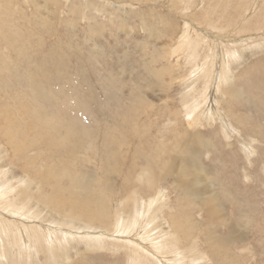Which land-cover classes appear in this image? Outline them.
Returning a JSON list of instances; mask_svg holds the SVG:
<instances>
[{
  "label": "rangeland",
  "instance_id": "obj_1",
  "mask_svg": "<svg viewBox=\"0 0 264 264\" xmlns=\"http://www.w3.org/2000/svg\"><path fill=\"white\" fill-rule=\"evenodd\" d=\"M261 7L264 0H0V131L10 128L0 133V187L11 189L12 210L36 212L18 233L46 238L36 264H54L46 258L59 227L67 235L57 264H131L113 241L145 248L157 264L141 237H170L176 226L196 255L178 264H264ZM195 155L190 175L179 173ZM66 170L63 186L87 183L97 196L86 212L52 217ZM186 183L195 199L183 194ZM6 202L0 220L12 222ZM136 213L154 215L133 227ZM89 219L109 224V233L92 234L113 241L100 242L90 263H67ZM122 223L139 235L115 236ZM5 235L0 225L8 256Z\"/></svg>",
  "mask_w": 264,
  "mask_h": 264
},
{
  "label": "bare ground",
  "instance_id": "obj_2",
  "mask_svg": "<svg viewBox=\"0 0 264 264\" xmlns=\"http://www.w3.org/2000/svg\"><path fill=\"white\" fill-rule=\"evenodd\" d=\"M31 1H33V3H34L36 0H31ZM80 6H81V4L77 7V9L80 10ZM114 9H118V8H115L114 7ZM260 9H261L260 12H263L264 13V8L261 7ZM245 13H247V12L245 11ZM187 31H188V29H187ZM187 31H186V33H187ZM188 36H190V35H188ZM191 43H192V41H191ZM14 51H15V53L21 52L20 48L17 45H14ZM167 55H168V53L166 54V56ZM224 56H223V58H224ZM171 58H172V55H171ZM206 65H207V63H206ZM164 85L165 84H163V86ZM211 86H213V84ZM233 91H234V89H233ZM215 92H216V90H215ZM219 116H222V115L219 114ZM1 131H0V133H2L3 136L6 135L8 137L10 128H8V129L7 128H4V129H1ZM16 148H19V146H17ZM195 157H196V155L193 158H195ZM193 158L191 159V161L193 160ZM190 166H191V162H190V164L188 166H184L183 168H181L180 171H179V173H183V174H186V176H189L190 174L184 173V171L186 172L187 170H189V172H190V168H189ZM192 167L193 166H191V168ZM69 171H71V170H69ZM69 171L66 170V173L63 176H60L57 179V184H60V186L58 188L61 190V193L60 194L63 196V202L64 203L61 201V199H60L61 197L60 196L58 197V200H57V197L54 196V195H52V196H54V198L51 199L53 201L54 208H53V211H50L49 212L50 216H52V217L54 215H56L57 212H58V214L59 213L61 214L62 213L61 208H64L65 211L73 210L74 212H77V211L86 212V210L94 203V199L97 196L96 190L94 188H92L91 185L89 186L87 183H82L80 181L79 182H77V181L73 182V183H78L79 184V186L77 188H69V186L68 187L63 186V185H65L64 184V181H66L67 179H70L71 178V175H70L71 173H69ZM47 176L48 177H53L50 174H48ZM180 187H181V189L183 191V194L186 197L187 196H190V197H192L194 199L196 198V195L191 192L190 183L180 184ZM10 192H11V189L10 188H8V187H0V200L6 198V201H7L6 202V206H4V205L3 206L7 210H9V212H10V215L9 216L12 217L11 219L13 220L12 222L7 221V220H4V223L2 222V227L4 228V231L6 232V235L4 237L9 241L7 244H9V246H10V255L6 256L8 252L6 254L2 253V258H3L4 262H6V263H25V260H27L26 263H34V264L39 263L40 262V260L38 261L39 253L45 254V252H46V249H43V247L45 248V246L41 242V240L44 241V242H46V238L44 236H40V239L41 240H39V239L29 238L28 236H22V235H19L18 234L24 228L27 227V221L25 219H29L36 212L33 209H32L33 211L32 210H29L26 206H18V208L12 210L9 207L11 205V203L8 202V198H7L8 195L10 194ZM85 192H86V194H84ZM157 202H158L157 203V207L160 208V210H161L163 208V206H164L163 205V202H161L160 199ZM38 203L40 205L43 204V202H41V201H38ZM146 211L147 210H145V212ZM26 215L27 216L29 215V216L28 217H25V219H24L23 217L26 216ZM108 217H109L108 215H105L104 216V219H107ZM144 217H145V214H142L141 215V218H144ZM20 218H23V219L19 220ZM145 218H147V217H145ZM94 220L97 222V219H94ZM154 220H157V223L159 224V222L161 220V216H157V215L153 216V218L149 222V226H148L149 229H154L155 227L158 226V224H155V226H152ZM100 225H102V224H100ZM137 225H138V223H137ZM13 226H14L15 229L17 228V232L16 233H15V230H14ZM103 226H108L109 231L107 232V231L102 230V229H96V230H101V231H104L106 233H109L111 231V228H110V225L109 224H106V225H103ZM121 228L123 229V231L121 230ZM127 228H128V224H126V223L123 224L122 223L121 225H119L116 228V230L114 232L115 236H117L118 234H122L123 236L124 235L131 236L133 234L139 235L140 229H136V230L129 229V231L127 232L126 231ZM96 230H94V231H96ZM175 230H178V227L177 226H176ZM61 231H63L64 234H63V236L60 237L59 234H60ZM14 233H15V235H13ZM92 233H91L90 236H92L94 238H98V239H101V238L102 239H106L107 238V237H102V236H94ZM66 235H67L66 234V231H65V229L63 227H59L57 229V232L55 234L56 240H54L55 239L54 238L53 241L51 242V246H52V250H53L54 257L52 259H50L49 257H47L46 258L48 260L47 262L54 263V264H57L58 263L59 256H57L55 252L57 250H62L61 241H62V239H65L66 238ZM107 239H109V238H107ZM109 240H111V239H109ZM141 240L143 241V243L148 244V245H149V241H152V240H149V239H147L145 237H141ZM173 240H174L173 238H169L168 243H171ZM111 241H113V240H111ZM175 241L178 242L179 239L176 238ZM122 245L124 247V244H122ZM9 246L7 245L6 246V249H7V247L9 249ZM15 249H17L19 252H21L19 254V257H20L19 259H18V256H16L14 254V250ZM130 252L131 253H134L133 255L132 254L127 255V256H129L131 258V261H130L131 264H149L148 263V253L146 252L145 248L141 247V249L130 250ZM186 254H188V253H186ZM65 257H66V262L67 263H72V262L81 263V262L84 261L83 257H80L79 256V253L65 252ZM76 257H79L80 259H76L75 260ZM180 258H182V257H180ZM185 260H187V261L190 262L192 259L186 258ZM198 261L199 262H203L201 257L198 258ZM196 264H202V263H196Z\"/></svg>",
  "mask_w": 264,
  "mask_h": 264
},
{
  "label": "crops",
  "instance_id": "obj_3",
  "mask_svg": "<svg viewBox=\"0 0 264 264\" xmlns=\"http://www.w3.org/2000/svg\"><path fill=\"white\" fill-rule=\"evenodd\" d=\"M150 214L154 215V213H150ZM150 214L148 213V216ZM131 215H132L131 220H134L133 227H136L141 215L139 216L138 213L131 214ZM148 216L145 215V217H147V218H148ZM164 219L166 220V218H164ZM89 220L90 221L87 220L86 222L82 220L81 223H80V226L78 227V228H80V229H82L84 231V235H83L80 247L74 252V253H79V256L83 257V259H84L83 263H87L89 261L90 262L93 261L92 259H89V258H91L92 254L96 253L100 249V247L102 245H104V244H99L100 242L106 243V244H109V242H111V240H109L107 238L106 239H102V238L98 239V238H94V237L90 236L91 233L94 230L97 229L93 225V224H95L97 222L94 219H89ZM2 222L4 223V219L0 220V225L1 226H2ZM97 224L99 226H101L102 230H105L107 232L109 231L108 226H103V225H100L99 223H97ZM155 224H158L157 220H154L152 226H155ZM137 229H139V228H137ZM121 230L123 231L122 228H121ZM134 230H136V229H134ZM171 232H172L173 236L166 237V235H165L166 232H165L163 235L160 234L159 238L158 237L153 238L152 242L149 241V249H151L152 251L154 250L155 252H157V256L159 257V262L160 263H157V264H164V263L178 264V263H176V261H178L180 259V257H186V253H188L190 255V258H195L196 255H195V252H193L192 249H186V248L182 247L183 243H182V239L180 237V234H179L178 230H172ZM169 238H173L174 240L171 243H168ZM176 238L179 239L178 242L175 241ZM118 239L119 238H117L116 240H118ZM1 243H4V242H1ZM116 244L117 243H115L113 241V243L110 246H114V247H111V249L113 251H118V250L120 252L123 251V252H125V254L127 256L128 255L127 253L130 252V249H127L126 245H124V247H123L122 244H121V247L119 249L118 247H115ZM0 248H2V246ZM2 253H3V250H2V252H0V257L1 258H2ZM131 254L133 255L134 253H131ZM171 259H172V262H170Z\"/></svg>",
  "mask_w": 264,
  "mask_h": 264
},
{
  "label": "flooded vegetation",
  "instance_id": "obj_4",
  "mask_svg": "<svg viewBox=\"0 0 264 264\" xmlns=\"http://www.w3.org/2000/svg\"><path fill=\"white\" fill-rule=\"evenodd\" d=\"M197 158H198V156H196L195 158H193V160L191 161V166L193 165V163L195 162V159H197Z\"/></svg>",
  "mask_w": 264,
  "mask_h": 264
}]
</instances>
